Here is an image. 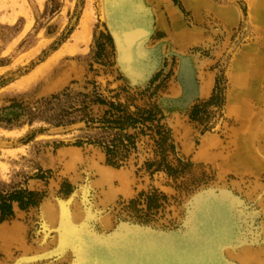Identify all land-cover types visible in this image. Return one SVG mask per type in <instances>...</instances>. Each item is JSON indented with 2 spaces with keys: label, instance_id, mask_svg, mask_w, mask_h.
I'll list each match as a JSON object with an SVG mask.
<instances>
[{
  "label": "rangeland",
  "instance_id": "obj_1",
  "mask_svg": "<svg viewBox=\"0 0 264 264\" xmlns=\"http://www.w3.org/2000/svg\"><path fill=\"white\" fill-rule=\"evenodd\" d=\"M137 1L153 29L144 44L149 67L140 76L119 63L108 23L109 0H0V114L12 103L42 109L51 96L63 107L81 108L87 101L83 96L96 91L106 101L131 98L138 107L154 103L173 147L166 152L170 172L146 166L160 159L149 136L139 137L137 151L115 168L101 149L79 144L85 141L82 122L52 127L23 117L11 127L0 124V192L26 189L34 194V205L21 210L12 203L13 215L2 221L24 229L28 252L10 253L12 257L0 252V264H69L70 254L38 259L58 243L43 210L63 206L70 214L91 215L86 226L99 236L112 235L127 223L175 237L189 228L191 202L222 190L233 200L240 198L233 209L237 233L250 225L248 244L252 249L264 246L263 163L237 158L248 128L243 130L227 109L231 94L246 84L251 116L264 119V75L232 80L241 58L258 54L264 61V0ZM167 5L174 15L166 14ZM85 12L90 14L89 30L82 34ZM213 95L217 99L209 102ZM89 109L94 116L105 110L98 105ZM68 150L77 157L68 159ZM110 170L123 179L107 175ZM224 252L226 260L239 263Z\"/></svg>",
  "mask_w": 264,
  "mask_h": 264
},
{
  "label": "bare ground",
  "instance_id": "obj_2",
  "mask_svg": "<svg viewBox=\"0 0 264 264\" xmlns=\"http://www.w3.org/2000/svg\"><path fill=\"white\" fill-rule=\"evenodd\" d=\"M109 5V27L116 35L119 63L123 65L125 71L134 73L135 76H140V73L143 75L149 67V59H146L148 51L144 44L153 32V29L148 24L147 12L137 0H109ZM89 22L90 14L85 12L81 22L82 34H86L89 30ZM174 28L176 29V27ZM260 58L258 54L250 60H248V56L241 58L235 64L232 80L236 83H241L247 81L253 73L264 75V61H261ZM185 72L183 73L185 78H187V72ZM245 85H242L243 87L231 94L227 105L229 113L236 117L241 128L243 130L248 128L245 131L247 137L244 147H238L239 149L235 152L239 160L255 159L258 163H263L262 166L264 167V145H255L257 141L264 143V119H260L259 116H251L246 100L251 89ZM65 156H68L69 159V157L72 158L76 155L74 153H66ZM255 163H251V165ZM254 170L256 169L254 168ZM115 179H118L117 174ZM120 179L122 180V178ZM121 186L123 185L121 184ZM198 195L200 194L198 193ZM235 200L238 203L240 198L239 200L237 198L233 200L229 192L227 193L224 190L216 196L203 194L202 197H196L191 202L193 209L186 217V225L189 228L185 226L186 231L182 234H177L175 237L162 232L150 231L151 229L149 230V228L130 227V224L127 223L126 225H120L118 231L112 235L106 236L103 234L99 236L93 232L91 233L86 226L85 220H91V215H88V217L85 214L83 219L77 211L70 214L68 209L66 207L63 208V206L53 210L46 209L42 213L43 219L48 227H55L49 230L56 231L58 243L55 249L53 247V251L40 254L38 259H50L51 257L61 259L65 254H70L71 260L69 264H235V261L229 262L221 255L226 250L225 252L228 251L231 258L238 259L240 264H264V246L252 249V243L248 244V236L250 237V234L247 231L250 229V225L246 227V230L243 229L242 233H237L238 227L236 223L238 222L233 211L234 207H236ZM83 213L86 212L84 211ZM45 227L43 230L46 229ZM260 235L264 236V227ZM255 239L253 238V243ZM42 241L44 240L42 239Z\"/></svg>",
  "mask_w": 264,
  "mask_h": 264
},
{
  "label": "trees",
  "instance_id": "obj_3",
  "mask_svg": "<svg viewBox=\"0 0 264 264\" xmlns=\"http://www.w3.org/2000/svg\"><path fill=\"white\" fill-rule=\"evenodd\" d=\"M83 97L87 101L81 102V108L63 107L57 96H51L44 107L37 110L26 109L21 104L12 103L0 114V124L11 127L13 122L23 117L28 123L39 119L46 121L52 127L82 122L85 141H79V144L87 143L101 149L106 163L115 168L125 165L131 154L137 151L139 137L149 136L160 159L146 166L148 169L154 167V171H172L166 161V152L173 147L168 144V130L161 124L163 117L154 103L138 107L131 98L125 103L106 101L96 91L90 96ZM216 99L217 96L213 95L209 102H214ZM91 105L104 107L105 110L100 116H94L89 109ZM33 196L34 194L26 189L5 194L0 192V222L13 215L12 203H17L21 210L34 205Z\"/></svg>",
  "mask_w": 264,
  "mask_h": 264
},
{
  "label": "crops",
  "instance_id": "obj_4",
  "mask_svg": "<svg viewBox=\"0 0 264 264\" xmlns=\"http://www.w3.org/2000/svg\"><path fill=\"white\" fill-rule=\"evenodd\" d=\"M170 13L173 15L175 14L173 9L169 5H167L166 6V14H170ZM174 21H175V23H174ZM174 21H173V25L175 24V26H173V27H176V29H178L177 22L175 19H174ZM67 153H74L76 155L75 157H77V153L74 151L68 150ZM75 157H72V158H75ZM110 171H105V172L109 176L114 175L116 177V174H117L118 179H120V178L123 179V175H121L120 173H114V172H118V171H112V170H110ZM16 232H17V234H16ZM14 241H15V243L12 244ZM28 248L29 247L25 243L24 229L21 228L17 222L5 221V222H2L0 224V252L2 254H4L5 256H10L9 255L10 253H16L17 252L18 254L21 255L23 253H27ZM12 256L13 255H11L10 257H12Z\"/></svg>",
  "mask_w": 264,
  "mask_h": 264
},
{
  "label": "water",
  "instance_id": "obj_5",
  "mask_svg": "<svg viewBox=\"0 0 264 264\" xmlns=\"http://www.w3.org/2000/svg\"><path fill=\"white\" fill-rule=\"evenodd\" d=\"M108 6H110L109 5V2H108ZM110 9V8H109ZM109 14H110V12H109ZM108 14V15H109ZM110 22V18L108 19V23ZM109 29H110V32H111V34L113 35V37H114V43H115V46H116V50H117V54H118V49H117V42H116V35L114 34V32H113V30H111V28L109 27Z\"/></svg>",
  "mask_w": 264,
  "mask_h": 264
}]
</instances>
